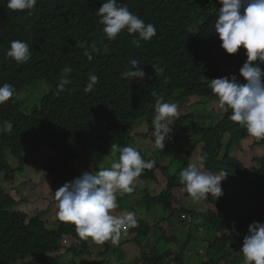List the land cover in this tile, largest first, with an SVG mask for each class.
I'll return each instance as SVG.
<instances>
[{
	"label": "clouds",
	"instance_id": "clouds-1",
	"mask_svg": "<svg viewBox=\"0 0 264 264\" xmlns=\"http://www.w3.org/2000/svg\"><path fill=\"white\" fill-rule=\"evenodd\" d=\"M218 3L221 7L216 14L214 29L221 41L220 47L227 54H235L240 48L244 49L246 58L241 65L236 64L239 67V76L243 78L242 81L238 80L234 74L231 77L211 79L207 86L218 98V107L225 113L231 111L230 119L233 122L244 128L250 137L262 140L264 139V70L261 66H264V0H218ZM36 4L37 0H7L6 7L12 11H30ZM10 14L17 15L15 12ZM96 16L109 41L115 40L122 31H126L136 36L133 44L139 47L141 41H150L156 35V28L152 23H145L127 6H118L117 0H105L97 9ZM80 46L86 49L84 55L89 61L93 59L94 54L100 52L95 43L85 45L82 42ZM4 52L5 50H0V76L8 73V64L11 60L16 64H23L29 61L32 55L28 43L22 39L12 40L11 38L9 48L5 52L6 61L3 59ZM73 62L71 59L68 63ZM129 63L131 67L127 72H123V81L115 83L118 89L123 83L128 99L142 100L152 87L142 81L145 72L140 66L141 62L132 59ZM71 71L70 67L62 69L63 75L56 85V94L81 88L85 97L82 95L79 98L76 93L68 98L69 102L74 101L79 104V108L75 109L80 110L79 116L75 115L70 108L68 120L65 123L74 127L67 130V138L58 140L59 144L48 143L46 141L51 138H44L45 142L39 147H45L47 151L45 155H40V158L46 161L44 169L46 175L51 174L52 169L56 168L58 158L61 159L60 165L65 163L68 167L79 169L78 177L70 182L55 179L63 185L54 192L57 217L60 221L72 223L75 230H71L72 235L63 238L61 251L53 258L59 257L60 264H87L86 262L91 258L93 260L97 258L95 264H120V258H114L112 253L122 250L128 253L125 256L127 259L130 257L137 259V264L158 263L157 258L170 251L168 245L174 237L176 236L177 241L179 238L169 230L173 225H168L167 231L163 228L166 220L150 222L144 216L146 214L151 219L156 208L166 211L164 208L156 206L151 210L146 204L145 208L140 206L147 196L155 198L165 193L167 177H176L175 179L188 194L185 203L193 201L201 205L197 210L187 205L184 208L197 215L206 216V219L202 221L193 219L194 228L190 230L188 228V231H185L187 240L180 249L181 251L185 248L183 264L186 260V250L192 245L197 246V241L204 242V245L209 248L208 262L204 264H264V170L258 163L264 160V157L261 155V158L256 161L255 166L258 170L253 174L257 177V183L251 186L250 190L239 193L238 176L234 177L221 172L215 164L216 170L205 167L202 150L199 157L190 163L192 153L202 145L195 149L194 145L189 152L191 155L187 165H183V160L187 157L184 155L183 148L187 146L189 136H195L194 128L198 125H194L192 130L184 126L183 120L179 119L178 106L175 102H165L163 96L154 97L156 94L153 93L152 102L136 112L129 120H122L117 116L105 118L108 112L106 101L110 85L103 87L97 98L95 89L100 86L101 79L99 80L95 74H89L86 83L75 85L70 81ZM48 79L43 81L49 86L54 84V82L48 83ZM68 84L69 87H67ZM30 89L22 94L24 95ZM51 93L52 88L49 95ZM14 95L15 89L12 85L8 83L0 85V105L8 102ZM44 98L36 106L40 107ZM22 99H24L23 108H25V99H29L25 96ZM59 99L60 96H58ZM81 103H83L82 106ZM26 109L32 110L31 107ZM94 115L93 123L90 126L85 125L84 123ZM38 121L44 127L58 125L56 117L50 120L40 116ZM140 126L145 127L147 132L142 134L141 140H138L134 137L133 130ZM12 128V122L4 121L0 125V132H11ZM185 128L189 129L185 131L186 136H173L177 131H183ZM225 135L227 133L224 134V138ZM244 142L253 146L251 140ZM94 144L99 145L100 149H94ZM76 145L83 147V151L88 154L87 157L84 158L75 153ZM263 147L264 144L256 148L261 150ZM34 148L37 149V145L35 147L32 138L29 149L25 152L27 157L33 154L34 159L38 158H35ZM93 151L101 153L99 162L91 161ZM50 153L52 159L48 158ZM229 159L235 161L231 157ZM173 160L182 163L177 172L172 170ZM223 160L218 163H222ZM11 167L13 170L17 167L15 171L21 174L29 170L27 168L29 164L21 166L17 161H14ZM61 171L64 170L61 169ZM147 173L152 174L154 180H141V177ZM134 182L147 187L153 186L157 195L151 196L149 194L151 190L147 187L143 189L144 191H134ZM118 193L121 194L120 197ZM139 195L141 198L136 200ZM236 200H245V205L239 213L248 220L247 234L234 250H231L233 243H228L222 250V255L213 261L211 259L213 248L220 245L215 241L217 237L222 236V233H216L214 229L218 227L217 223L221 218L233 216L235 209L228 206V201H235L236 205ZM149 202L153 204L152 200ZM252 204L256 205L255 210H251ZM209 212L213 215H209ZM168 213L171 217V213ZM48 219H53V216L51 215ZM30 221L33 220H27V224ZM193 231L197 233V236L193 234ZM88 239L91 240V248L88 246ZM162 239H165L166 251L160 253ZM69 240L72 241L71 245L69 246L68 242L65 246ZM75 240L84 243L85 248L80 250V245H76ZM109 240L112 245L108 242ZM92 243L96 250L87 253L86 248L92 249ZM229 245H231L230 248H228ZM102 250L108 251L105 257L99 254ZM79 252H83V255L78 256L76 253ZM175 256L176 254L170 260H173ZM27 258L30 260L26 263L32 261L31 257ZM197 263L203 264L202 258L197 260Z\"/></svg>",
	"mask_w": 264,
	"mask_h": 264
},
{
	"label": "trees",
	"instance_id": "trees-1",
	"mask_svg": "<svg viewBox=\"0 0 264 264\" xmlns=\"http://www.w3.org/2000/svg\"><path fill=\"white\" fill-rule=\"evenodd\" d=\"M103 2L105 0H37L33 10L12 11L6 7L7 0H0V50L6 52L12 38L25 40L32 52L29 61L23 64H16L11 60L8 73L0 76V85L8 83L15 89L14 97L0 105V125L4 121L13 124L11 132H0V177L3 176V179L0 178V264H60V258L53 257L60 253L63 238L72 235L71 230H75L72 223L60 220L57 229H48L46 222L40 219L27 224L24 215L17 213L20 205L18 201L22 198L15 197L18 192H24L25 186L13 193L2 187V183L14 181L17 174L11 167L14 161L21 166L30 164V158L25 152L29 149L32 138L35 147L37 145V149L34 148L33 151L35 158L40 159V155L47 153L45 147L39 148L45 142L44 138H51L46 141L48 143L59 144L57 141L67 138V130L74 127L65 122L68 120L70 108L79 116L80 110H75L79 108V104L69 102L68 98L76 93L80 98L84 96V92L78 88L56 94V85L63 75L64 67L72 69L69 76L75 85L86 83L89 74H95L101 79L100 86L95 89L97 98L102 88L110 85L105 118L117 116L122 120H129L136 112L149 105L153 100V93L156 94L154 97L163 96L165 102H175L178 109L189 107L200 99H208L204 106L209 108L218 104V98L207 86L209 80L231 77L234 74L238 80L243 79L239 76V67L236 64L241 65L246 58L245 50L240 48L235 54L225 53L215 33L216 14L221 7L218 0H117L118 6H127L133 14L145 23H152L156 28V35L150 41H141L139 47L133 44L136 36L126 31H122L113 41L107 40L102 31L103 26L98 23L96 16V11ZM82 42L85 45L95 43L100 49L99 54H94L91 61L84 55L86 49L80 46ZM5 52L3 59L6 61ZM71 59L74 62L68 63ZM132 59L141 62L140 66L145 72L142 81L152 87L142 100L128 99L123 83L119 89L115 83L123 81V72L130 69L129 62ZM261 68L264 70V66ZM46 79L48 83L54 82L50 85L51 95L44 98L40 107L35 106L31 111L24 109L22 93ZM40 116L50 120L56 117L58 125L41 126L38 121ZM230 116L229 110L218 129L208 131L195 127V135L200 140L194 149L203 146L201 155L205 157V167L213 170L218 167L221 172L238 176L237 189L242 193L257 183V177L230 160L231 151L235 146L242 147L246 140L253 141V146L256 147L263 145L264 139L250 137ZM94 119L95 115L84 124L90 126ZM188 119L193 120L194 115ZM225 133L231 135V139L226 144L223 162L218 163ZM98 148L100 149L99 145L94 144V149ZM75 153L84 158L88 155L81 145H76ZM190 155L183 160L184 166L187 165ZM101 157V153L93 151L91 161L99 162ZM48 158L52 159L51 153ZM60 161V158L56 160V168L49 174L51 178L70 182L78 177L79 169L68 167L65 163L60 165ZM258 163L264 170V160ZM167 178L165 193L155 198L147 196L140 207L145 208L146 204L152 210L160 206L170 212L172 218L177 216L178 224L169 229L172 232L183 227L193 229L192 220L202 221L206 216L187 211L184 203L188 194L176 177ZM141 180L149 181L154 178L147 173ZM244 205L245 200H236V205L235 201H228V206L235 209V213L233 216L221 218L217 223L218 227L214 229L216 233H222L215 241L220 243L217 253H221L228 243H233L231 250H234L247 234L248 220L239 213ZM209 215L212 216L213 213L209 212ZM47 217L50 218L51 215ZM190 239L191 237L189 241ZM176 243L175 236L168 245L170 251L157 258L159 262L156 264H183L185 248L177 254ZM76 254L82 256L83 252ZM174 254L176 256L170 260ZM27 257H31L32 261L24 262Z\"/></svg>",
	"mask_w": 264,
	"mask_h": 264
},
{
	"label": "rangeland",
	"instance_id": "rangeland-1",
	"mask_svg": "<svg viewBox=\"0 0 264 264\" xmlns=\"http://www.w3.org/2000/svg\"><path fill=\"white\" fill-rule=\"evenodd\" d=\"M51 92L50 86L45 81H40L37 83V85L30 89L29 91L25 92L24 96L29 99H25V108L31 107L34 108L37 104L40 103L41 99L45 96L49 95ZM208 103V99H200L197 102H193V104L189 107H182L178 109L179 112V119H182V123L184 126L190 128L192 130V127L195 125H198L200 129H208L209 131L213 129H218L224 120L225 111L220 109L218 107V104L211 105L209 108H207L206 105ZM178 105V104H177ZM200 107L206 108V110L201 109ZM193 120H189L188 117L193 116ZM42 126V125H41ZM147 129L145 127H137L133 130V135L138 140L142 139V134L146 133ZM187 135V132L179 130L177 131L173 136H179L184 137ZM199 137L197 135H190L188 144L183 148L184 155H188L189 152L193 149L195 143L199 141ZM230 140V135H225V138L223 139V150L219 151L218 155V161L220 162L225 154V148L227 142ZM182 142V141H181ZM202 150V146L199 147L198 150L194 151L192 153V157L190 159V163L194 162L198 157ZM264 157V147L259 150L255 146H252L248 142H243L242 147L235 146V148L231 151L230 157L237 161L239 164H241L245 170H247L249 173H254L258 170V167L256 165V161L258 159ZM29 158L31 159L29 161V170L26 171V173L21 174L17 173L16 179L12 183L4 184L2 183V187L5 190H8L13 193L18 188H21L25 186L24 192H18L17 196L20 197V206L17 208V213H20L24 215L26 220H35L40 219L41 221L46 220V227L48 229L51 228H58L59 226V219L57 217V208H56V200L54 196V192L61 186H63L60 182L55 181V179H52L49 177V175H46L44 172V169L46 167V161L44 159H34L33 154H29ZM163 160V158H162ZM13 165V163L11 164ZM182 163L173 160V166L172 170L174 172H177L179 168L181 167ZM17 167H14V170ZM35 175V176H33ZM33 176V177H32ZM3 179V176L0 177ZM32 178V179H31ZM2 182V181H1ZM45 185V186H44ZM44 186V187H42ZM147 185L139 184L134 182V191H144ZM144 189V190H143ZM147 189L151 190L149 194L151 196H156L157 192L154 190L153 186H148ZM121 194L118 193V197H120ZM144 195V194H143ZM141 196L139 195L136 200H139ZM187 205L193 210H197L199 207H201L200 204H197L195 202H187L184 204V206ZM256 205H251V210H255ZM200 210V209H199ZM53 216V219H48L47 216ZM145 218L150 221H163L166 220L165 224L163 225V228L167 231L168 225H176L178 222L177 216H174L173 218L170 217V214L164 210H161V208H156L155 213H152L151 219L145 214ZM48 221V222H47ZM183 229V230H182ZM182 229L175 230V234L178 236V241L176 243V249L175 251L179 253L182 246L185 245L187 240V234L185 231H188V227H183ZM193 234L197 236V233L193 231ZM215 240V237L213 236V242ZM69 242V243H68ZM76 245H80L79 249L83 250L85 248L84 243L80 242L79 240L74 241ZM110 245H112V242L108 241ZM70 246L72 241L69 240L65 243V246ZM197 246H190L186 250V260L185 264H198L197 260L201 259L203 260V264L208 262V251L209 248H207L206 245H204V242L197 241ZM88 246L91 248V240L88 239ZM217 247L213 248L211 259L214 261L215 259L219 258L222 255L221 253H217ZM231 245L228 246L230 248ZM166 242L165 239L161 240V247L159 249L160 253H163L166 251ZM87 253H92L96 250V247L92 243V249L86 248ZM107 250L99 251V254L101 256H106ZM228 252V249H227ZM148 253V251H146ZM114 258H120V264H137V259L130 257V259H127L125 256L128 255V253H125L121 250V252H113ZM96 256V254H95ZM30 258H26L25 262L29 261ZM97 258L94 260L88 259L86 262L87 264H95ZM101 260V258H99ZM140 262V261H139ZM105 264V263H103Z\"/></svg>",
	"mask_w": 264,
	"mask_h": 264
}]
</instances>
